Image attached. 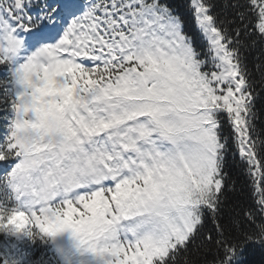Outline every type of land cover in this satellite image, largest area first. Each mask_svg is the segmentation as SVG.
I'll return each mask as SVG.
<instances>
[{
  "label": "rangeland",
  "instance_id": "rangeland-1",
  "mask_svg": "<svg viewBox=\"0 0 264 264\" xmlns=\"http://www.w3.org/2000/svg\"><path fill=\"white\" fill-rule=\"evenodd\" d=\"M47 1L58 40L28 51L12 20L23 10L0 0V53L11 68L0 84L14 98L0 161L18 145L22 164L34 162L16 177L18 211L0 214V263L30 264L36 228L62 264H152L186 241L222 186L219 116L241 130L243 79L197 2L202 58L156 0Z\"/></svg>",
  "mask_w": 264,
  "mask_h": 264
},
{
  "label": "trees",
  "instance_id": "trees-1",
  "mask_svg": "<svg viewBox=\"0 0 264 264\" xmlns=\"http://www.w3.org/2000/svg\"><path fill=\"white\" fill-rule=\"evenodd\" d=\"M156 2L178 18L183 34L191 38L201 58L208 45L197 28L194 2L206 8L237 66L248 97L240 131L226 122L229 118L222 119L224 114L219 116L223 142L220 190L213 193L210 206L202 210L186 241L152 264H264V29H261L264 0ZM47 3V0H23L20 7H15L23 13L14 12L13 17L21 27L48 24ZM28 5L29 9L40 8L44 21L37 22L27 15ZM13 105V95L0 86V144L6 143L10 135L5 132L12 123L8 121ZM27 153L24 146L16 145L5 149V158L0 161V214L4 219L21 204L16 177L34 165L32 159L22 164L20 158ZM30 245V264H62L48 239L36 228L32 230Z\"/></svg>",
  "mask_w": 264,
  "mask_h": 264
},
{
  "label": "bare ground",
  "instance_id": "bare-ground-1",
  "mask_svg": "<svg viewBox=\"0 0 264 264\" xmlns=\"http://www.w3.org/2000/svg\"><path fill=\"white\" fill-rule=\"evenodd\" d=\"M17 218H18V216H19V218L23 221V222H25L24 221V214L22 213V212H17V214L15 215ZM13 219H15V217L14 218H12V220ZM21 224V229L19 230L20 232H19V236H21V239H23V237H24V232H21L22 230H23V228H26L27 227V224H26V222H25V225L23 224V223H20Z\"/></svg>",
  "mask_w": 264,
  "mask_h": 264
},
{
  "label": "water",
  "instance_id": "water-1",
  "mask_svg": "<svg viewBox=\"0 0 264 264\" xmlns=\"http://www.w3.org/2000/svg\"><path fill=\"white\" fill-rule=\"evenodd\" d=\"M18 3H20V2L18 1ZM83 110L88 114V116H91V113L88 111L86 106H83ZM86 138H87V136H86Z\"/></svg>",
  "mask_w": 264,
  "mask_h": 264
}]
</instances>
